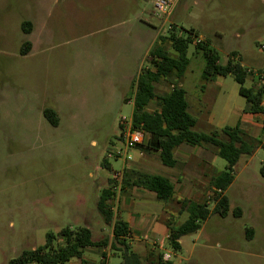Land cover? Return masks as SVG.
<instances>
[{"label": "rangeland", "instance_id": "374dc122", "mask_svg": "<svg viewBox=\"0 0 264 264\" xmlns=\"http://www.w3.org/2000/svg\"><path fill=\"white\" fill-rule=\"evenodd\" d=\"M154 2L0 0V264L6 257L44 244L50 232L58 236L63 228L91 225L96 238L101 229H109L97 203L114 171L133 160H125L124 152L116 154L125 150L120 121L132 117L133 103L126 98L133 96V79L149 65L148 45L161 25ZM188 3L193 6L190 19L183 14L184 7L178 10L187 29L195 27L192 20L202 10L208 12L202 8L205 2L196 5L194 0H182L183 6ZM209 5L214 20L210 26L228 36L225 47L262 62L264 26L255 24L264 18V4L209 0ZM25 21L32 23L31 32L24 30ZM27 41L32 47L22 54ZM166 47L175 52L169 43ZM107 54L114 56L112 61L105 59ZM188 56L193 73H187L183 81L191 93L201 79L205 58L193 43ZM225 57L221 51L220 59ZM257 62L246 65L257 72ZM253 78L247 79L246 87L256 84ZM173 79L158 82L156 92L169 91ZM223 80L219 110L226 104L231 108L247 105L234 77ZM45 108L58 112V126L46 119ZM156 108V101L148 106L150 111ZM258 137L262 144L235 166L228 216L212 213L197 232L183 237L182 248L175 253L167 245L165 250L172 253L174 262L264 264L262 129ZM134 151L129 150L133 158ZM158 164L160 169L168 168L161 160ZM218 166L224 170L227 160L219 157ZM236 208L241 209L240 215L234 214ZM250 228L253 235L248 233ZM53 243L59 246L61 240Z\"/></svg>", "mask_w": 264, "mask_h": 264}, {"label": "trees", "instance_id": "16d2710c", "mask_svg": "<svg viewBox=\"0 0 264 264\" xmlns=\"http://www.w3.org/2000/svg\"><path fill=\"white\" fill-rule=\"evenodd\" d=\"M26 32L32 31L30 21L23 22ZM197 33L193 29H177L175 26L165 34H160L157 41L149 51L148 66L142 69L140 74L132 81L134 88L133 96V125L142 128L149 133V138L143 148L160 151V158L167 166L176 165L174 149L181 143L192 145L212 146L216 152L227 160V166L214 180L216 189L220 192L216 197L215 205L211 208L208 201L196 202L188 199L180 200L182 209L187 212L188 217L178 226L171 227L169 241L171 247L179 250L181 243L179 239L185 235L197 232L204 221L212 213H218L222 217L228 216L230 212V199L224 194L234 180L235 166L244 154H252L261 144L257 138L246 134L238 124L227 125L220 130L207 133L198 131L194 127L196 118L189 112L186 89L180 85L185 74L190 58L188 56L189 46L194 43ZM169 43L176 52L172 55L166 47ZM31 42L23 45L22 54H27L31 49ZM196 51L202 52L205 58L203 77L210 79L216 75H231L239 83V92L246 98V111L262 113L264 115V85L246 87L245 83L251 75L252 70L244 66L240 61L229 58L225 63L220 62L219 51L212 47L208 41L201 40L195 43ZM236 53H233L235 56ZM260 72L264 73V69ZM174 78L173 86L169 92L158 94L156 84L162 79ZM156 101L159 108L150 111L147 106ZM46 119L54 126H58L60 118L58 112L53 108L43 110ZM220 133L228 136L223 140ZM106 164V163H105ZM264 176V165L261 168ZM124 183L147 188L157 193L160 200L167 201L174 195V186L171 181L161 175L143 173L137 170H124ZM115 180L112 178L107 187L103 188L98 199V208L107 224L113 225V240L111 247L119 251L123 264H174L170 259H165L163 253L150 252L154 256L141 257L134 252L129 241L130 230L122 219L115 217L113 208L109 201L116 195ZM235 215L241 214V209L234 210ZM253 235V229H248ZM59 238L61 244L54 246L53 242ZM109 237L94 240L92 230L84 225L77 228H63L58 236L53 232L47 234L44 244L34 249L23 250L22 253L9 259L7 264H25L36 261L39 264H66L73 257H82L84 249L90 246H107Z\"/></svg>", "mask_w": 264, "mask_h": 264}, {"label": "crops", "instance_id": "0c3cea01", "mask_svg": "<svg viewBox=\"0 0 264 264\" xmlns=\"http://www.w3.org/2000/svg\"><path fill=\"white\" fill-rule=\"evenodd\" d=\"M258 1L264 4V0ZM200 2L206 3V5H202V8L208 9V12L202 10L198 16L192 20V24H194L195 27L190 26L188 28L193 29L197 33L193 44L195 45L196 42L201 40L208 41L212 47L219 51V53L221 51L224 52V55L226 56L225 60L222 61L220 59V62L225 63L229 58H233L236 61L240 60V62L247 67L246 64H248V62L256 63L258 61V71L263 70L264 58L262 62H260L254 55L246 54L243 56L239 53L238 49H235L234 47H225L227 42L224 41L225 39H228V36L215 26H210L214 23V20L209 14V12L212 11V7L209 5V0H194V4L196 5ZM180 7L185 8L183 14L184 12L187 13L188 18L190 19L193 6L189 3L186 6H183L182 0H176V5L170 15H161L154 11L162 21H160L161 25L158 27V31L150 43L151 45H148L151 46L150 49L157 41L158 36L168 32V29H171L172 26H175L179 30L181 28L187 29L185 23L182 21L183 17L180 16L181 11H178ZM199 19L201 20L200 22H198ZM194 20L196 21L194 22ZM260 23L264 26V18L259 20L255 25L258 26ZM212 36L215 37V39H212ZM235 36L237 38H242L243 35L237 33ZM231 37L232 36H230L229 39ZM262 48H264V45H262ZM234 52L236 53L235 56H233ZM171 54L176 55V52ZM113 57V55L109 57L107 54L105 59L107 61H112ZM187 73L188 75L193 73V70L190 69L189 66L180 82V85L184 88L185 83L183 78ZM227 76L216 75L213 78L205 79L202 71L201 79L195 83L194 87H189L191 93L185 88L189 103V112L197 120L194 128L198 131L210 133L217 129L220 130L227 125L234 126L238 124L247 135L258 139L259 130L262 129L264 131V115L262 113L246 111L245 108L247 105H239L231 108L230 105L226 104L221 110H219L220 107L217 106L219 97L222 93H225L223 79ZM252 76L254 77L253 80H256V84L252 85L256 87L264 85V80L261 79L260 83H257L259 77L255 76V73ZM172 86L173 84H171V88ZM133 96L127 97V101L133 103ZM232 117L237 118L235 122L231 121ZM220 137L223 140H228V136L224 133H220ZM131 149H134V152L136 153L131 163H129L128 166H125L124 170H137L143 173L164 176L173 184L174 195L167 201L160 200L155 191L124 183L123 181L122 185L118 187L119 191H117L116 187L115 198L110 200L109 203L111 206L115 203V206H112V208L116 210V212H114L115 217H118L127 223L130 230L127 238L134 252L138 253L143 258L149 256L150 260H152L154 256L150 255V252L155 250V252L163 253L164 258L165 255H167L169 256V259L172 260V253L165 250L167 245L170 246L169 236L171 227L180 225L188 217L187 212L182 209L180 200L188 199L196 202H204L208 200L209 195L216 189L213 184L214 180L223 171V169L218 166V159L221 156L212 146L192 145L183 142L179 144L173 152L174 158L177 162L176 165H166L168 168L160 169L158 164V160H161L159 150H145L140 147H134ZM235 180L236 175L234 170V180L224 192L227 196ZM216 197L217 196H215L212 201L208 202L211 203L214 201V204L210 205L211 208L215 205ZM182 216L186 217L181 219ZM107 225L109 229H101V235L98 233L99 235L96 238L94 237L95 233L93 227L91 225H86L92 230L94 240L109 237V244L107 246L86 247L82 257H73L66 264H123L119 251H116L111 247V241L114 237L113 225ZM179 242L181 243V249L184 242L183 237L179 239ZM175 252H177V250H175L174 253ZM11 258L14 257H6L1 264H7ZM172 261L174 262V260ZM25 264L39 263L33 261ZM174 264H182V261L179 259L177 262H174Z\"/></svg>", "mask_w": 264, "mask_h": 264}, {"label": "built area", "instance_id": "2783aa9c", "mask_svg": "<svg viewBox=\"0 0 264 264\" xmlns=\"http://www.w3.org/2000/svg\"><path fill=\"white\" fill-rule=\"evenodd\" d=\"M176 5V0H155L154 6L158 14L170 15ZM254 72V71H253ZM256 76L264 80V73L257 71L254 72ZM121 128V136L125 143V150L117 151V155H121L124 152L125 160H132L133 156L129 153V149L138 147L147 142L149 138V133H147L142 128L135 127L133 125L132 117L130 119L126 117H122L120 121ZM124 178V168L120 171H114L113 179L119 182L120 187L123 183ZM115 187V188H116ZM220 192V189H215L212 194L208 197V202L212 201L215 196H217ZM129 236V234H128ZM165 259H169V256L165 255Z\"/></svg>", "mask_w": 264, "mask_h": 264}]
</instances>
